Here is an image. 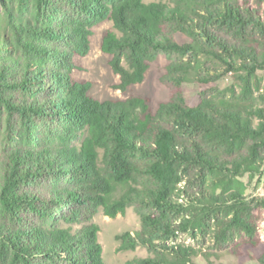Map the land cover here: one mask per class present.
Here are the masks:
<instances>
[{"label": "trees", "instance_id": "16d2710c", "mask_svg": "<svg viewBox=\"0 0 264 264\" xmlns=\"http://www.w3.org/2000/svg\"><path fill=\"white\" fill-rule=\"evenodd\" d=\"M10 2L0 0V264H105L92 221L132 207L141 231L122 235L121 249L150 254L132 264L219 259L178 233L264 264V199L248 201L241 180L264 167V50L252 45L264 38V0H27L21 13ZM105 21L114 30L101 50L123 93L169 61L161 82L173 94L155 113L142 97L98 101L73 79ZM190 57L226 66L240 91L188 104L185 85L211 82Z\"/></svg>", "mask_w": 264, "mask_h": 264}, {"label": "rangeland", "instance_id": "374dc122", "mask_svg": "<svg viewBox=\"0 0 264 264\" xmlns=\"http://www.w3.org/2000/svg\"><path fill=\"white\" fill-rule=\"evenodd\" d=\"M167 2L168 0H145V3ZM10 5L14 10L21 13L26 10L27 0H11ZM264 6V5H263ZM113 24L105 21L93 29V36L90 38V52L86 57H76L78 70L74 71L73 79L77 82L90 84V95L101 102L105 101H124L131 97H142L149 100L150 108L155 113L159 105L171 99L173 88L161 82L162 77L167 72L169 61L164 56L150 64L143 83L131 86L125 93L117 87L120 83L119 76L115 75L110 67L111 57L101 50L104 36L107 32L113 31ZM252 45L258 52L264 50V38L255 35ZM180 42H188L187 39L179 37ZM185 62L202 76L211 79L208 85H203L192 81L184 86L183 95L187 103L195 106L204 96L229 95V90L240 91L239 76L234 72H227L226 66L216 60L207 58L190 57ZM262 80V89L264 90V72H258ZM241 76V75H240ZM7 123V112L1 111L0 129L1 138L5 137ZM3 141L0 140V143ZM3 145H0V147ZM241 180L247 184L246 198L252 202L254 199H264V167L260 175L249 179L245 175ZM261 222L259 233L264 242V210L256 209ZM93 224L100 228L99 242L103 248V257L105 264H132L136 260L144 259L150 256L145 248H136L135 250H122L120 237L125 234L135 235L141 231L140 219L134 212L133 207L129 208L125 215H119L114 219L107 217L102 210L94 217ZM178 243L201 247L209 252H216L220 257L217 260L213 258L211 264H240L236 258L224 251L216 250L214 243L207 237L205 239H194L192 235L178 233ZM196 264H210L202 257L195 259ZM243 264H258L249 260Z\"/></svg>", "mask_w": 264, "mask_h": 264}]
</instances>
